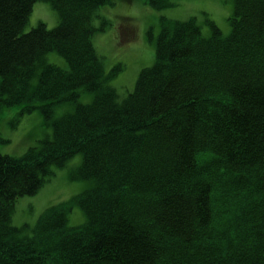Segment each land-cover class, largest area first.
Here are the masks:
<instances>
[{
    "label": "trees",
    "instance_id": "16d2710c",
    "mask_svg": "<svg viewBox=\"0 0 264 264\" xmlns=\"http://www.w3.org/2000/svg\"><path fill=\"white\" fill-rule=\"evenodd\" d=\"M178 1L0 0V123L40 110L53 127L23 156L0 153V264H264V0H233L227 35L209 18L205 35L197 17H162L155 62L122 101L110 81L124 65L107 72L94 45L111 26L102 8ZM37 2L56 27L27 30ZM76 154L72 177L92 188L14 225L17 200ZM76 205L87 221L72 227Z\"/></svg>",
    "mask_w": 264,
    "mask_h": 264
},
{
    "label": "rangeland",
    "instance_id": "374dc122",
    "mask_svg": "<svg viewBox=\"0 0 264 264\" xmlns=\"http://www.w3.org/2000/svg\"><path fill=\"white\" fill-rule=\"evenodd\" d=\"M115 9V7L113 8ZM110 8H102L99 14L111 19V26L105 32L95 35L93 41L97 53L102 58L105 70L109 72L117 64L124 69L110 81L119 96L124 100L130 92H133L142 69L153 66L155 62V44L149 40L151 31L156 38L161 30V18L174 20H188L197 17L205 35L210 33L205 19L213 20L222 32L227 35L230 32L228 19L233 13V0H179L178 5L161 11L155 10L141 2H135L132 10L118 12ZM131 11V12H130ZM119 16L126 18L124 23H119ZM59 21L57 12L46 2H37L33 8L27 30H31L40 22L45 23L49 29L56 27ZM93 24L98 27L100 19H94ZM53 63L66 66L65 61L56 54L51 55ZM93 95L82 92L79 101L89 103ZM73 105L65 103L55 108L56 118L71 112ZM5 114L4 121L0 123V132L10 142L0 146V153L20 157L29 148L38 146L44 139L51 138L53 127L46 124L45 119L37 110L32 114L21 118L17 127H13L16 121L11 120L14 111ZM17 112V111H16ZM14 117V120H16ZM9 118H11L9 120ZM83 156L76 154L63 169L55 170L35 196L22 197L17 200L15 214L12 223L16 226H34L40 215L51 205L68 201L93 186V181L73 179L72 175L82 164ZM86 215L76 205L69 214V226L79 227L86 223Z\"/></svg>",
    "mask_w": 264,
    "mask_h": 264
}]
</instances>
